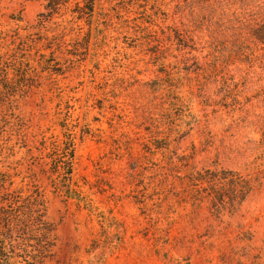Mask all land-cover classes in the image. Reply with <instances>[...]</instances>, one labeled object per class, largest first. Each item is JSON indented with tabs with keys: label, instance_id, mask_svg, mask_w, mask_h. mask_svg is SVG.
Here are the masks:
<instances>
[{
	"label": "rangeland",
	"instance_id": "374dc122",
	"mask_svg": "<svg viewBox=\"0 0 264 264\" xmlns=\"http://www.w3.org/2000/svg\"><path fill=\"white\" fill-rule=\"evenodd\" d=\"M79 1L0 0V213L38 192L53 243L27 259L264 264V0ZM63 122L93 212L50 172Z\"/></svg>",
	"mask_w": 264,
	"mask_h": 264
},
{
	"label": "trees",
	"instance_id": "16d2710c",
	"mask_svg": "<svg viewBox=\"0 0 264 264\" xmlns=\"http://www.w3.org/2000/svg\"><path fill=\"white\" fill-rule=\"evenodd\" d=\"M96 0H80L82 4L79 7L81 16H91L94 10ZM58 4L56 0H49L48 6L53 7ZM63 130V139L60 143L52 144L50 157V172L56 174L58 187L68 198L81 203L84 208L93 212V205L90 200L82 193L81 185L74 177V162L76 157L77 131L68 128L66 122L60 123ZM31 208L26 214V218L17 217V224L12 225L7 214L0 213V264H20L21 259L25 264H33L27 257L31 256L27 250L30 240H34L39 250L48 251L53 243L50 241L51 228L43 219L40 209L42 203L38 192L30 195ZM29 214L31 219L28 220ZM19 216V214L17 215ZM16 226V227H14ZM38 231V236L30 234L32 230ZM42 252V251H41ZM44 252V251H43Z\"/></svg>",
	"mask_w": 264,
	"mask_h": 264
}]
</instances>
